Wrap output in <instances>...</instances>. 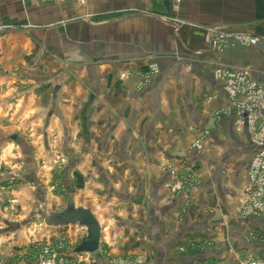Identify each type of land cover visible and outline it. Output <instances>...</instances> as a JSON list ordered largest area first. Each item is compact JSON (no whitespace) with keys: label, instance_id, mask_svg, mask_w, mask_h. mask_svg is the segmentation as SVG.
Segmentation results:
<instances>
[{"label":"crops","instance_id":"crops-1","mask_svg":"<svg viewBox=\"0 0 264 264\" xmlns=\"http://www.w3.org/2000/svg\"><path fill=\"white\" fill-rule=\"evenodd\" d=\"M144 1L138 14L130 3L99 14L105 16L94 27L105 36L93 38L101 51L93 59V94L63 86L35 98L37 109L50 111L43 124L30 123L40 136L33 144L41 140L34 158L48 162L56 152L81 162L79 171L93 178V190L83 196L92 197L93 208L87 209L101 227L100 253L87 255L93 264H240L264 258V213L239 216L250 148L234 133L233 117H212L228 103L214 70L247 67L264 87V66L258 68L264 52H243L238 45L218 51L206 31L219 27L264 40V0H182L175 15L168 0ZM161 3L172 21H161ZM134 12L116 26L103 21ZM151 64L159 72L147 76ZM129 70L135 72L118 78ZM6 132L16 131L0 127V146ZM202 135L197 153L190 147ZM187 177L189 186L172 188Z\"/></svg>","mask_w":264,"mask_h":264},{"label":"rangeland","instance_id":"rangeland-1","mask_svg":"<svg viewBox=\"0 0 264 264\" xmlns=\"http://www.w3.org/2000/svg\"><path fill=\"white\" fill-rule=\"evenodd\" d=\"M128 3L137 14L144 11L138 8L144 0H0V127L16 131L3 134L0 146V264H79L69 251L78 246L85 229L45 228L37 212H60L68 198L75 206L93 208L92 197L83 199L93 190V178L79 171L81 162L56 152L48 162L35 160L41 140L33 144L40 136L35 137L39 133H32L30 123L49 120L50 110L37 109L35 98L51 95L53 89L66 86V92L93 94V59L101 53L93 38L105 36L94 25L105 16L99 14L111 12L103 11L124 9ZM160 9L161 21L173 20L167 5L161 3ZM135 12L106 15L103 21L116 26ZM241 47L243 52H264L260 45ZM154 70L159 72L158 66L149 65L146 75ZM134 72L119 73L118 78ZM26 114L37 116L27 120ZM93 255L75 257L85 263Z\"/></svg>","mask_w":264,"mask_h":264},{"label":"built area","instance_id":"built-area-1","mask_svg":"<svg viewBox=\"0 0 264 264\" xmlns=\"http://www.w3.org/2000/svg\"><path fill=\"white\" fill-rule=\"evenodd\" d=\"M171 9L177 13L182 0H168ZM210 47L221 50L228 46L254 47L264 40L245 32H234L219 27L206 29ZM249 68L218 66L213 78L227 97V105L212 113L214 119L233 117L234 133L246 139L250 148V162L246 168L245 200L239 212L241 218L256 217L264 213V87L253 80ZM154 74L156 71H153ZM123 79L125 75L121 76ZM204 135L196 138L191 150H203ZM191 178L179 180L172 187L182 190L189 186ZM47 264H51L48 262ZM240 264H264V258L244 259Z\"/></svg>","mask_w":264,"mask_h":264},{"label":"water","instance_id":"water-1","mask_svg":"<svg viewBox=\"0 0 264 264\" xmlns=\"http://www.w3.org/2000/svg\"><path fill=\"white\" fill-rule=\"evenodd\" d=\"M37 221L45 228H67L78 226L85 229L86 235L78 246L70 251L71 255L87 256L96 253L100 247L101 227L91 210L75 206L69 198L60 212H37Z\"/></svg>","mask_w":264,"mask_h":264}]
</instances>
